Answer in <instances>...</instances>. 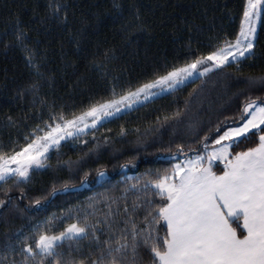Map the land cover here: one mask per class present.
I'll list each match as a JSON object with an SVG mask.
<instances>
[{"label":"trees","instance_id":"1","mask_svg":"<svg viewBox=\"0 0 264 264\" xmlns=\"http://www.w3.org/2000/svg\"><path fill=\"white\" fill-rule=\"evenodd\" d=\"M245 7L246 0H0V151L25 143L53 116L71 118L113 89L135 90L234 41ZM254 44L255 55L238 66L214 69L62 142L30 183L0 186V262H19L17 237L37 226L58 232L87 218L102 239L105 221L144 227L148 203L158 202L143 191L149 174L171 167L178 145L194 155L217 126L238 123L247 96L264 97V85L250 83L264 77V13ZM250 146L252 139L236 150ZM88 246L81 243L72 258L87 259ZM140 253L146 261V250Z\"/></svg>","mask_w":264,"mask_h":264},{"label":"snow or ice","instance_id":"2","mask_svg":"<svg viewBox=\"0 0 264 264\" xmlns=\"http://www.w3.org/2000/svg\"><path fill=\"white\" fill-rule=\"evenodd\" d=\"M53 11L58 13L60 8ZM262 13L264 0H246L234 41L225 39L208 54L182 67L166 69L135 90L118 95L113 89L110 98L79 114L72 113L71 118L60 114L37 126L25 137V143L0 151V186L30 183L32 171L46 165L49 151L59 150L61 141L79 139L107 118L161 92L175 91L194 74L238 66L241 59L253 57L256 24ZM16 39L24 44L23 29L16 33ZM27 59L31 64V53ZM250 83L264 85V77ZM168 119L165 116L164 122ZM234 121L238 123L217 126L216 136L205 135L194 155L189 156L178 145L171 155V167L151 173L143 181V191L158 198V202L148 203L144 227L131 223L130 228H121L105 221L108 230L102 239L100 225L89 224L87 218L67 223L58 232L47 225L44 230L37 226L31 235L17 237L22 259H13L12 264H264V97L247 96ZM249 139L253 146L236 150ZM5 191L7 194L10 189ZM35 203L39 205V199ZM4 204L0 200V207ZM84 241L89 242L87 259L72 258ZM141 248L147 252L146 261ZM10 249L16 252L11 245Z\"/></svg>","mask_w":264,"mask_h":264},{"label":"rangeland","instance_id":"3","mask_svg":"<svg viewBox=\"0 0 264 264\" xmlns=\"http://www.w3.org/2000/svg\"><path fill=\"white\" fill-rule=\"evenodd\" d=\"M258 26H259V21L257 22V24H256V33H255V37H256V34H257V30H258ZM203 69L201 68V71H202ZM201 76H204V75H199L198 73L197 74H194L192 77H189L183 84H181V85H178L177 86V88L178 87H180V86H183V85H185L186 83H188V82H190V81H192V80H194V79H196V78H198V77H201ZM168 91H164V92H161L159 95H157V96H154V97H152L151 99H153V98H156V97H158V96H161V95H163V94H165V93H167ZM144 103V102H143ZM143 103H140V104H137V105H134L133 106V108L134 107H136V106H138V105H141V104H143ZM132 109V108H131ZM128 110H130V109H125L124 111H122V112H120V113H117L115 116H117V115H120V114H122V113H124V112H126V111H128ZM114 117V116H113ZM110 118H112V117H110ZM110 118H107V119H105V120H108V119H110ZM104 120V121H105ZM103 122V121H102ZM91 129V128H90ZM90 129H88V130H90ZM88 130H86V132L88 131ZM71 138V137H70ZM69 139V138H68ZM67 140V139H66ZM66 140H63V141H61V143L62 142H64V141H66ZM51 150H53V149H51ZM50 150V151H51ZM49 151V152H50ZM49 154V153H48ZM214 163H217V164H221V163H219V162H214ZM222 165V164H221Z\"/></svg>","mask_w":264,"mask_h":264}]
</instances>
